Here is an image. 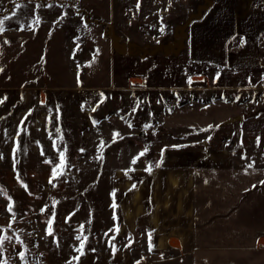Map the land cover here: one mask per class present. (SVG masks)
<instances>
[{"label": "rangeland", "instance_id": "rangeland-1", "mask_svg": "<svg viewBox=\"0 0 264 264\" xmlns=\"http://www.w3.org/2000/svg\"><path fill=\"white\" fill-rule=\"evenodd\" d=\"M183 1L0 0V264H77L120 248L132 264L254 261L241 242L264 231V70L198 110L181 64ZM43 15L70 25L37 30ZM178 148L228 155L196 164L194 248L156 251L145 230L115 238L146 169ZM126 171L131 186L116 188Z\"/></svg>", "mask_w": 264, "mask_h": 264}, {"label": "crops", "instance_id": "crops-1", "mask_svg": "<svg viewBox=\"0 0 264 264\" xmlns=\"http://www.w3.org/2000/svg\"><path fill=\"white\" fill-rule=\"evenodd\" d=\"M182 3L185 11L183 20L188 21V25L181 44L184 59L180 63L189 71L184 82L188 91L186 96H191L195 104L201 105L197 109L204 110L202 105L210 100L219 104L222 97L227 99L228 92L236 96L248 85L246 83H259L260 71L264 70V0H184ZM178 4L181 2L176 0ZM56 21H62L57 31L66 32V25H70L67 16H39L35 28L51 30ZM86 28L81 22L78 36L81 40L78 42L73 36L75 41L77 39L75 45L83 44ZM241 41H244L243 46ZM177 53L179 56L180 50L174 55ZM245 73L251 77L245 80ZM185 150L187 148L166 150L160 166L143 177L130 196L131 206L122 209L115 238L145 230L151 234V243L156 251L186 252L194 248L196 164L226 165L228 155H224L225 151L202 154L193 150L183 154ZM115 178L118 179L116 188L126 190L133 182L125 172ZM136 194L139 201L143 197L140 210L134 202ZM250 229L253 231L244 235L241 250L248 254L249 263L254 258L251 264H260L259 256H264V231L260 232L258 226ZM77 264H132V258L129 251L120 248L89 254Z\"/></svg>", "mask_w": 264, "mask_h": 264}, {"label": "snow or ice", "instance_id": "snow-or-ice-1", "mask_svg": "<svg viewBox=\"0 0 264 264\" xmlns=\"http://www.w3.org/2000/svg\"><path fill=\"white\" fill-rule=\"evenodd\" d=\"M137 7H139V5H137ZM162 31V30H161ZM243 43H244V41H241V46H243ZM79 82V81H78ZM0 102H2V101H0ZM95 109H93V111H94ZM95 123V122H94ZM130 127H131V125H129ZM209 127H211V126H209ZM119 135V133H114V138H115V136H118ZM209 139H210V137H209ZM101 147H103V142H101ZM147 151V149H145V152ZM145 152H141L140 154H139V156L138 157H136V158H134L133 160H132V164H135V163H137V160L140 158V157H143L144 155H145ZM0 158H2V157H0ZM101 158H102V156H101ZM61 162L63 163V154H61ZM160 165L159 164H157L156 165V167H159ZM249 167H251V165H249ZM133 169H128L127 171H132ZM146 170H148V171H150L151 169L150 168H148V169H146ZM127 171L125 172V174L127 175ZM56 176V171H55V169L53 170V177H55ZM26 187V186H25ZM133 187H135V185H133ZM0 192H2V190H0ZM113 195H114V193H113ZM113 207H115V204H113ZM12 208H13V205H12V203H9V205H8V211L9 212H11L12 211ZM49 235H51L52 233H51V230H49V233H48ZM77 239H80V237H77ZM85 239H87L86 237H85ZM149 240H150V242H151V234H149ZM0 243H2V241H0ZM150 248H151V243H150ZM21 256H23V254H21Z\"/></svg>", "mask_w": 264, "mask_h": 264}, {"label": "bare ground", "instance_id": "bare-ground-1", "mask_svg": "<svg viewBox=\"0 0 264 264\" xmlns=\"http://www.w3.org/2000/svg\"><path fill=\"white\" fill-rule=\"evenodd\" d=\"M139 195L138 194H136V196H135V198H134V202H135V204L138 206V210H140V204H139Z\"/></svg>", "mask_w": 264, "mask_h": 264}, {"label": "trees", "instance_id": "trees-1", "mask_svg": "<svg viewBox=\"0 0 264 264\" xmlns=\"http://www.w3.org/2000/svg\"><path fill=\"white\" fill-rule=\"evenodd\" d=\"M131 44H128V48L130 49ZM151 51V50H150ZM143 52H147L146 50H143Z\"/></svg>", "mask_w": 264, "mask_h": 264}]
</instances>
